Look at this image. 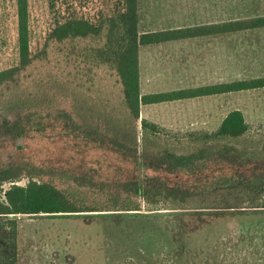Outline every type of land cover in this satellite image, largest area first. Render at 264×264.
Returning a JSON list of instances; mask_svg holds the SVG:
<instances>
[{
    "label": "rangeland",
    "instance_id": "obj_1",
    "mask_svg": "<svg viewBox=\"0 0 264 264\" xmlns=\"http://www.w3.org/2000/svg\"><path fill=\"white\" fill-rule=\"evenodd\" d=\"M122 4V0H30L33 54L47 48L49 56L36 58L26 71L0 86V122L17 117L26 98H39L42 100L38 106L43 112L66 108L78 122L85 117L104 131L112 129L106 120L113 117L112 121L118 122L122 130L131 132V128L137 127L142 137L141 120L137 122L129 115L117 72L101 66L92 69L91 79L85 75L88 66L83 62L82 52L91 41L65 44L51 41L46 47L57 20L85 17L98 22L122 9ZM219 13L221 22L264 16V0H220ZM16 22L14 0H0V71L18 62ZM222 35H264V29ZM228 42V36H222V66L228 65ZM252 63H264V55L253 57ZM67 82H71L70 86ZM83 83L89 88H82ZM231 95H244L241 102L249 108L246 110L260 108L264 116V88ZM87 97L91 98V104L104 109L103 117L83 107ZM18 99L22 100L16 107ZM221 102L223 114L232 102L225 95L221 96ZM159 113L162 112L152 110L146 114L155 117ZM248 125L250 129L245 135L227 141L234 147L233 154L226 157L210 154L179 171L160 166L155 155L165 148L191 154L200 149L218 151L217 146L213 141H204L205 134L149 133L148 143L144 145L146 152L138 165L140 175L151 185H162L179 194L188 192L190 198L181 206L170 201L157 206L141 202L140 210L117 211L110 208L111 195L103 188L80 187L59 174L36 178L66 192L82 209L98 211L0 215V264H9L14 255L18 264H264V209L250 207L252 202L244 191L249 183L264 186V119H249ZM109 151L107 148L88 152L72 150L68 161L73 157L71 167L79 174L96 170L97 181H125L129 175L119 167H127L133 173L135 164L131 159L124 160L121 154L109 156ZM36 153L41 165L56 168L66 165L62 164L59 143L51 145L43 141L33 148L25 138L5 137L0 139V169ZM30 180L24 176L5 183L0 191V203L6 200V191L12 185L26 186ZM9 219L16 220L19 226L16 253L11 244V226L6 225Z\"/></svg>",
    "mask_w": 264,
    "mask_h": 264
},
{
    "label": "trees",
    "instance_id": "obj_2",
    "mask_svg": "<svg viewBox=\"0 0 264 264\" xmlns=\"http://www.w3.org/2000/svg\"><path fill=\"white\" fill-rule=\"evenodd\" d=\"M14 2L17 17L18 62L16 66L0 71V86L26 71L36 58L49 56L47 48H44L40 54H33L30 0H14ZM122 3V9H118L113 15L104 17L98 22H93L85 17H65L63 21L57 20L48 36L46 47L51 41L59 44L91 41V44L85 46L82 52L83 62L88 66V72L85 75L91 79L92 69L101 66H108L116 71L123 86L125 107L130 111L131 118L137 122L141 118L142 105L264 88V78H255L221 83L210 87L142 96L139 63L141 45L205 34H230L238 31L264 29V16L243 21L222 22L213 26L141 34L138 23L137 0H122ZM80 74L84 73L81 72ZM70 83L67 82V85L70 86ZM80 86L89 88L85 83ZM90 99L87 97L84 100L83 107L91 112H99V116L103 117L104 109L96 103L91 104ZM21 100L18 99L15 102L16 107L20 105ZM41 100L39 98H26L22 101L24 107L17 117L14 119L4 118L0 122V139L5 137L25 138L31 141L33 148L42 144L43 141L45 143L48 141L51 145L59 143L62 164L65 163L66 165H60L57 168L53 165H41L37 161L36 153L24 161L11 162L2 167L0 169V191L7 182H16L24 176L31 180L26 186L14 184L6 191V200L0 203V215H59L98 211L82 209L72 197L55 185L36 180V178L49 175V173L51 175L59 174L67 180L74 181L80 187L103 188L104 192H109L111 195L113 204L110 208L112 210H140L141 202L153 206H157L162 201H170L179 206L188 202L190 198L188 192L179 194L178 191L168 190L162 185H151L140 175L138 165L146 152L144 145L148 143L150 134L166 133L159 126L144 119L141 120L143 134L140 137L137 127L134 130L131 128V132L126 129L122 130L121 125L118 122L114 123L113 117H109L106 121L112 129L104 131L99 125L87 122L85 117H81L82 122H78L72 112L66 108H58L56 112H43L38 106ZM126 124L128 122L124 126H127ZM249 129L243 113L235 110L227 115L217 132L204 135V141H213V145L217 146L218 151L200 149L191 154H179L174 150L165 148L155 155V159L160 163V166L179 171L197 160H205L210 154L215 153L221 157H226L234 152V147L227 141L245 135ZM58 138L60 141L57 140ZM95 148H107L110 150L109 156L121 154L124 160L131 159L136 170L130 173L127 167H119V170L128 174L129 178L125 181L117 180L115 182H111V180L97 181L95 174L98 172L94 169L83 174L76 173L71 167L73 157H70L68 161L69 152L78 149L88 152ZM248 186L244 191L248 193L249 200L252 202L250 207L264 209V186L257 187L252 183H249ZM227 206L231 207L230 205ZM232 207L236 208L235 206ZM10 220L6 222V225L11 226V244L16 253L19 226L16 220ZM9 264H18L17 255L11 257Z\"/></svg>",
    "mask_w": 264,
    "mask_h": 264
},
{
    "label": "crops",
    "instance_id": "obj_3",
    "mask_svg": "<svg viewBox=\"0 0 264 264\" xmlns=\"http://www.w3.org/2000/svg\"><path fill=\"white\" fill-rule=\"evenodd\" d=\"M137 2L141 34L222 23L219 13L220 0H137ZM222 36H228L229 41L227 66H222ZM254 53L264 55V35L205 34L141 45L139 50L141 94L144 96L264 78V74L253 75L255 72H264V63L260 65L252 63L253 57L257 59L262 54L255 57ZM246 91L250 90L142 105L140 120L156 124L169 135L189 136L217 132L227 115L235 110L243 113L247 123L249 119H264L260 108L247 111L249 108L247 109L245 103L241 102L245 99L244 95H231ZM224 95L229 96L232 103L222 114L221 96ZM178 104H181V108ZM152 110L162 113L155 117L146 114Z\"/></svg>",
    "mask_w": 264,
    "mask_h": 264
}]
</instances>
